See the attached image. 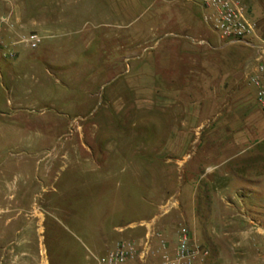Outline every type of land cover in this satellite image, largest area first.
<instances>
[{"label":"rangeland","instance_id":"rangeland-1","mask_svg":"<svg viewBox=\"0 0 264 264\" xmlns=\"http://www.w3.org/2000/svg\"><path fill=\"white\" fill-rule=\"evenodd\" d=\"M240 1L264 39V0ZM206 31L207 54L173 45V0H0V184L14 193L0 196L10 211L0 264H97L154 216L173 246L184 225L208 249L198 264L256 260L264 110L245 78L254 49L205 23L193 32ZM31 32L36 48L24 42Z\"/></svg>","mask_w":264,"mask_h":264},{"label":"built area","instance_id":"built-area-1","mask_svg":"<svg viewBox=\"0 0 264 264\" xmlns=\"http://www.w3.org/2000/svg\"><path fill=\"white\" fill-rule=\"evenodd\" d=\"M203 21L224 42H240L254 49V56L246 67L245 78L255 89L257 104L264 110V39L257 33V24L240 0H200ZM40 36L29 33L24 41L30 48L40 43ZM168 204H173L169 200ZM167 204V205H168ZM157 216L142 220L145 228L140 237H122L96 257L97 264H198L208 257L206 247L197 244L190 230L180 226L175 243L156 228ZM251 231L261 238L262 249L252 264H264V219H252Z\"/></svg>","mask_w":264,"mask_h":264},{"label":"crops","instance_id":"crops-1","mask_svg":"<svg viewBox=\"0 0 264 264\" xmlns=\"http://www.w3.org/2000/svg\"><path fill=\"white\" fill-rule=\"evenodd\" d=\"M203 11L204 10L201 7L200 3L196 4L195 2H191V0H173V45L177 44L178 42H180L182 44V42H183L184 43V45H183L184 47H182V48H185L186 45H188L193 50L195 48H197V47H198V49L200 47L201 48L202 47H206V48L211 47V45L208 42L209 37H210L209 32L206 31V32H204L203 34H200V35L199 34L197 35V34H195V32H193L195 26H202L203 23H205L203 21V17H202ZM195 35L197 36L196 38H198L197 39V44L193 41L194 38H195L194 37ZM200 38H203L202 40L204 41L205 44L204 43H199L198 40H201ZM15 42L16 41H12V43H15ZM130 44H131V42L129 40V44L126 47L127 48V53L124 55L125 57L129 56L130 49L132 48L130 46ZM121 47H122V44L120 45V48ZM212 47H213V45H212ZM218 47L223 49L222 45H218ZM213 48H215V47H213ZM202 49L200 51H203V54L204 53L207 54V51L206 50H202ZM174 52L175 51L173 50V72H175V68H174L175 66L174 65H176L174 63L175 62V60H174V55H175ZM184 52H181V54H179V56L180 57H185V56H183L185 54ZM3 55L4 56L13 57L14 53H11V52L6 53V51H5V52H3ZM121 56H123V55H121ZM58 66L60 68H62V64L61 63H59ZM126 66H127V70L129 71L131 65H130V62L128 60H127ZM137 66H138V69L141 70L140 72L142 74V76L139 78V81H142L145 84V81H144V78H143V74H144L143 70H144V68H143V66L140 63H137ZM192 150L195 151L196 147L193 148ZM217 168H220V166L217 165ZM219 171H220V169H219ZM202 176H205L204 173H203ZM37 180H39V178ZM13 195H14V193H13L12 190H8L7 188H5L3 185L0 184V196H13ZM8 212H10L9 209L1 210L0 211V215L6 216ZM12 219L13 218H12L11 214H9L8 215V219L4 221V225L9 226L12 223V221H13ZM5 232L0 230V240L5 238ZM16 232H17V230H16Z\"/></svg>","mask_w":264,"mask_h":264}]
</instances>
